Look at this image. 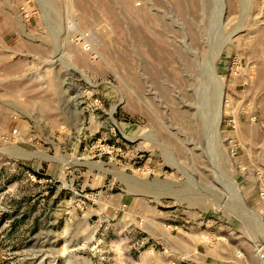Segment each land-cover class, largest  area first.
<instances>
[{"label":"rangeland","instance_id":"374dc122","mask_svg":"<svg viewBox=\"0 0 264 264\" xmlns=\"http://www.w3.org/2000/svg\"><path fill=\"white\" fill-rule=\"evenodd\" d=\"M0 264H264V0H0Z\"/></svg>","mask_w":264,"mask_h":264},{"label":"bare ground","instance_id":"6f19581e","mask_svg":"<svg viewBox=\"0 0 264 264\" xmlns=\"http://www.w3.org/2000/svg\"><path fill=\"white\" fill-rule=\"evenodd\" d=\"M218 121H219V120H218ZM234 196H236V195H234ZM236 198H238V203H239L240 206H241L239 209L241 210V208H242V210L246 211V210H245V207L243 206V203H241V201H240L238 195L236 196ZM238 207H239V206H238ZM246 212H247V211H246Z\"/></svg>","mask_w":264,"mask_h":264},{"label":"built area","instance_id":"2783aa9c","mask_svg":"<svg viewBox=\"0 0 264 264\" xmlns=\"http://www.w3.org/2000/svg\"><path fill=\"white\" fill-rule=\"evenodd\" d=\"M22 16H23L24 18H27V17H28V12L23 11ZM235 153H236V151L234 150V151H233V154H235Z\"/></svg>","mask_w":264,"mask_h":264}]
</instances>
